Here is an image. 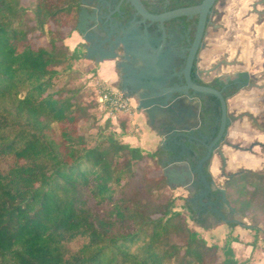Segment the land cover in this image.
Instances as JSON below:
<instances>
[{"label":"trees","instance_id":"trees-1","mask_svg":"<svg viewBox=\"0 0 264 264\" xmlns=\"http://www.w3.org/2000/svg\"><path fill=\"white\" fill-rule=\"evenodd\" d=\"M81 0H0V264H252L237 260L231 243L208 245L167 193L162 148L144 152L123 143L128 114L112 112L103 127L81 87L59 82L84 56L70 50ZM194 29H192L193 35ZM251 83L253 79L250 80ZM227 100L239 87L211 85ZM200 130L209 143L220 107L200 97ZM102 115L108 113L101 110ZM95 130V133L83 132ZM195 166L205 147L194 146ZM209 159L203 165L207 182ZM229 221H248L249 245L264 244V171L241 170L223 184ZM183 208L209 231L221 219Z\"/></svg>","mask_w":264,"mask_h":264},{"label":"crops","instance_id":"crops-1","mask_svg":"<svg viewBox=\"0 0 264 264\" xmlns=\"http://www.w3.org/2000/svg\"><path fill=\"white\" fill-rule=\"evenodd\" d=\"M263 24L261 22V25ZM257 28L259 29L256 33L257 38L264 39V31L261 32L260 28ZM220 31L222 28L215 32L208 29L206 46L199 54L198 61L199 70L203 73L202 78L206 82L214 77L228 81L235 79L237 75L244 72L249 78L260 79L264 74V67L257 70L255 64L264 63V56L258 58L255 64L251 65L247 61V50H243L240 44L235 43L227 46L223 39L219 42H212L211 37ZM74 34L78 39L75 41L74 36H72L66 40V45L70 50H73L78 44L85 45L83 57L95 65L97 78L103 84L108 88L121 90L123 81H128L125 91L130 97L131 111L127 113L128 132L121 135V141L132 147H138L144 152H154L158 148H164V145H166V149L168 146L171 147L170 137L166 134L160 136L159 132L150 126L143 111L137 109L139 97L142 95L138 91H143L137 87L143 84L140 72L143 60L130 54H124L121 49L117 53L113 47L108 49L101 43L96 44L92 42L93 38L85 41L77 32ZM147 38H149L148 35ZM152 40L151 42L154 41ZM146 53L148 55L153 54L149 49L146 50ZM167 55L166 52L161 51L162 59L166 62L164 64L167 66L168 63L169 68L171 62L166 61ZM162 80L161 85L163 86L166 79L162 78ZM108 82L111 83V86H108ZM226 103L231 121L227 127L225 144L220 147L225 165L222 166L220 156L215 153L210 161L209 172L215 178L217 174L223 177L241 170L261 171L264 168V86L256 84L251 87L240 88L239 92L229 98ZM103 115H107L105 119H110L111 124H116L114 126L115 131L120 133V129L117 128L116 117L106 113ZM221 224L213 226L209 231L199 229V232L207 234L217 231L221 233L219 237L223 242L229 230L225 223ZM240 228H243L244 235L237 230ZM231 235L237 238L236 242L231 243L237 260L252 257V264H264V244L258 243L259 247L253 250L249 245L252 241V231L247 224L236 226ZM203 238L206 240L204 236Z\"/></svg>","mask_w":264,"mask_h":264},{"label":"water","instance_id":"water-1","mask_svg":"<svg viewBox=\"0 0 264 264\" xmlns=\"http://www.w3.org/2000/svg\"><path fill=\"white\" fill-rule=\"evenodd\" d=\"M123 1H126L134 10L135 15L139 16L140 20L136 21L135 24H145L148 22L157 23L159 25L163 33V41L161 43L162 45L164 43L163 23L165 21L179 17H192L193 15L198 16L194 37L188 49L185 65L182 70L185 85L179 88H172L169 90L162 88V78H168V63L166 66V62L163 61L161 56L162 45H160V47L158 48L153 47L151 45L152 42L147 38V35L141 36L137 34L136 28H133L134 34L132 36L127 38L119 37L117 38V40L120 41V45L124 54H130L133 57H138L143 60L142 67L140 68L143 84L137 87H140L139 89L147 93L140 95L137 109L143 111L144 115L147 117L150 126H152L156 121L160 122V126L163 128V130L159 132L160 136H163L165 134L167 135L170 133L174 135L175 133V136L181 135L183 137H187V134L185 132H188L190 130L188 122L198 117L199 114L198 111H194L191 107L179 106V98L172 99V95L174 93L185 95L188 90H191L193 94L212 96L218 101L220 107V117L219 126L216 131V134L208 144L205 143L204 137L196 139L200 144L205 147L204 156L197 161L194 167H191L185 161H179L175 165L170 164L167 167H164L162 171L168 187L176 186L186 188V182H192L194 174H197L199 182L204 188V191L198 197L199 204L203 207H208L209 212L219 217L223 223L232 222L240 225V223L235 219L232 221L227 220L225 218V215L221 211V207L215 202H203L202 200L203 198H206L211 195L212 191L211 185L206 180L207 175L203 171V165L209 159H211L215 153L220 156L222 166L225 165L220 145L226 136L227 127L229 126V123L231 121V118L227 112V103L223 98L221 91H218L208 86L197 85L192 82L190 76L191 69L196 58L197 52L199 50L201 39L204 34L207 16L215 0H203L200 4L196 6L177 9L158 15L152 14L147 11L141 0H120V4ZM85 3L86 1L82 0L80 6L78 7L75 31L85 41H88L90 38L93 37L89 34L88 23L89 21H94L95 17L87 13ZM144 47L145 49H142ZM147 49H149L153 54L148 55L146 53ZM111 57H113V55H111ZM127 84L128 81L124 80L123 87L120 90L122 93L126 94L125 88ZM192 101L193 99L189 100V102ZM195 101L199 102L198 99H196ZM176 159L180 160L181 158L177 157ZM232 176L233 174L226 175L225 179L229 180ZM219 193L221 195V202L225 204L226 200L224 197L223 186L219 190Z\"/></svg>","mask_w":264,"mask_h":264},{"label":"flooded vegetation","instance_id":"flooded-vegetation-1","mask_svg":"<svg viewBox=\"0 0 264 264\" xmlns=\"http://www.w3.org/2000/svg\"><path fill=\"white\" fill-rule=\"evenodd\" d=\"M82 1V0H81ZM85 8L89 15L95 17L94 21H89L88 31L92 38V42L96 44H103L104 47H113L117 53L119 49L122 50L120 41L117 38L121 37H130L134 34L133 28L137 29V34L148 35L149 40H152V46L155 48L162 45V30L160 29L157 23H145V24H135L136 21H139V16L135 15L132 7L126 2L123 1L120 4V0H85ZM147 11L152 14L158 15L165 12L192 7L200 4L203 0H141ZM225 0H215L213 6L210 9V12L207 16L204 34L201 39L200 47L197 52L196 58L194 60L192 69H191V80L197 85L208 86L213 84L215 80H218L224 84V88H227L229 85L237 86L239 88H246L254 86V83H251V79L244 72L237 75L235 79H230L225 81V79L211 78L206 82L202 76L203 73L199 70L198 61L199 54L206 46V37L208 29L213 30V32L218 31L221 26L217 24L216 20H221V16L224 14V5L222 2ZM264 1V0H262ZM120 4V5H119ZM80 6V5H79ZM118 7V9H117ZM223 17V16H222ZM197 15L192 17H179L165 21L163 23L164 27V43L161 47V51L166 52L167 62H171L170 67L168 68V78L165 80L163 89H172L179 88L185 85L184 78L182 75V70L185 65V60L187 57L188 49L192 43L196 24H197ZM231 18V17H230ZM192 29L193 35H192ZM127 32V33H126ZM117 40V41H116ZM136 41V39H135ZM143 41V40H142ZM84 45V44H83ZM144 45V44H143ZM85 47V45H84ZM254 80V79H253ZM212 88V87H211ZM214 89V88H213ZM157 92V91H156ZM138 93L146 94L145 91H138ZM126 95H128L126 93ZM207 95H196L193 94L191 90H188L186 94L174 93L172 99L179 98V106L191 107L194 111L200 113L201 103L200 97ZM190 99H193L192 102H189ZM196 99L199 102L195 101ZM231 118V117H230ZM190 130L185 132L187 137L175 136L173 134H167L170 137L171 147L166 145L162 148L167 152V156L164 159V167H167L170 164L175 165L179 161L187 162L191 167V161L195 155L194 146L202 145L196 139L204 137V141L207 143V136L203 134L200 130L201 120L198 114V117L188 122ZM152 128L157 132H161L163 128L160 126V122L156 121ZM192 138V139H191ZM210 143V142H209ZM225 144V138L223 139L220 147ZM203 146V145H202ZM180 157V160L176 158ZM213 157V156H212ZM163 167V168H164ZM207 180V177H206ZM187 187L183 188L187 191L190 197V201L194 206V210L198 213L209 211L208 207H203L199 204L198 197L204 191V188L199 182L197 174H194L192 182H186ZM212 187L211 195L206 198H203V202L213 201L224 209H228L226 205L223 206L221 202V195L219 193L220 187H214V183L211 184ZM181 188V187H180ZM227 207V208H226Z\"/></svg>","mask_w":264,"mask_h":264},{"label":"rangeland","instance_id":"rangeland-1","mask_svg":"<svg viewBox=\"0 0 264 264\" xmlns=\"http://www.w3.org/2000/svg\"><path fill=\"white\" fill-rule=\"evenodd\" d=\"M252 2L253 4H251ZM225 6L224 14L221 16V20H216L217 24L221 26L222 31L218 32L211 37L212 42H219L220 40H225V44L233 45L235 43L240 44L243 50H247V61L250 64H255L258 58L264 56V39L257 38L256 33L260 28L261 32L264 31V24L261 25V22L264 23V1L262 0H225L222 2ZM256 9H259L258 11ZM231 17V18H230ZM73 32L70 35V38L74 36L75 41L78 39ZM223 33V34H222ZM66 43V41H65ZM264 67V63L255 64V68L260 70ZM95 65L90 61H87L82 57L80 60L73 63L72 73L66 78L64 77L59 84H66L68 87H81L84 92V100L85 102H94L97 104V109L93 110V113L98 119V125L103 127L105 118L107 115H102V111L104 108L100 107L96 101V95L98 86L101 85V81L97 78ZM253 79V78H252ZM254 84L263 85L264 86V74L260 79H254ZM258 82V83H257ZM261 83V84H259ZM103 84V83H102ZM108 86H111V83H107ZM106 114H109L106 113ZM113 126L116 124L112 123ZM86 134L95 133V130L85 131ZM264 171V168L261 170ZM210 173V172H209ZM210 176L212 178V183H214V187L222 188L224 182L226 181L225 176H217L214 178L211 173ZM173 189H168L167 193L172 195L177 199L176 208L184 212L187 216V224L190 229L197 231L200 237L203 236L206 238V242L208 245L223 243L222 239L220 240L221 233L219 232H209L204 234L203 232H199L201 229L197 223L191 220L189 214L184 210L183 204L185 197H188V193L185 189L173 186ZM227 208V207H226ZM235 220L238 221L242 225H246L248 221L242 217L235 216ZM224 225V224H221ZM243 228L237 229L239 232L244 235ZM225 230L226 227H225ZM204 239V238H203ZM222 245V244H220ZM263 258V256H262ZM260 262H262L260 260Z\"/></svg>","mask_w":264,"mask_h":264},{"label":"built area","instance_id":"built-area-1","mask_svg":"<svg viewBox=\"0 0 264 264\" xmlns=\"http://www.w3.org/2000/svg\"><path fill=\"white\" fill-rule=\"evenodd\" d=\"M96 101L98 105L109 113H130V97L119 89L108 88L105 84L98 86Z\"/></svg>","mask_w":264,"mask_h":264}]
</instances>
